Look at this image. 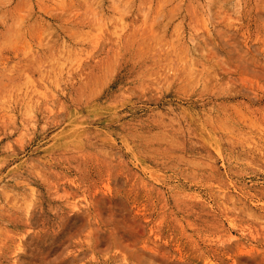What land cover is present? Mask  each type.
Segmentation results:
<instances>
[{"label": "rangeland", "instance_id": "1", "mask_svg": "<svg viewBox=\"0 0 264 264\" xmlns=\"http://www.w3.org/2000/svg\"><path fill=\"white\" fill-rule=\"evenodd\" d=\"M0 264H264V0H0Z\"/></svg>", "mask_w": 264, "mask_h": 264}]
</instances>
